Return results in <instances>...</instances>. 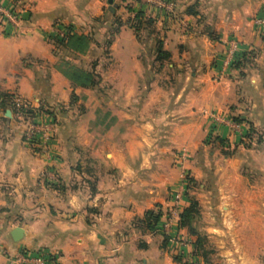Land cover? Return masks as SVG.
I'll return each mask as SVG.
<instances>
[{
	"label": "crops",
	"instance_id": "1",
	"mask_svg": "<svg viewBox=\"0 0 264 264\" xmlns=\"http://www.w3.org/2000/svg\"><path fill=\"white\" fill-rule=\"evenodd\" d=\"M14 1L19 28L0 25V264L39 249L56 264H177L192 201L226 264H264V0H176L173 20L144 0ZM57 24L89 51L59 47ZM16 99L55 123L48 156L25 143ZM157 208L152 232L140 221Z\"/></svg>",
	"mask_w": 264,
	"mask_h": 264
},
{
	"label": "built area",
	"instance_id": "2",
	"mask_svg": "<svg viewBox=\"0 0 264 264\" xmlns=\"http://www.w3.org/2000/svg\"><path fill=\"white\" fill-rule=\"evenodd\" d=\"M11 2L9 7L0 5V25L4 27H11L12 30L19 28L22 21V12L16 7V1ZM148 4L156 5L160 10L171 19H176L177 4L176 0H144ZM258 33L264 36V19L258 17L254 21ZM54 39L56 42H66L68 40L70 30L68 27L57 24L53 30ZM238 62L237 59L233 61V66ZM14 107L19 117L26 118L27 125L24 135L25 143L31 147L37 154L48 156L52 152V144L56 138L55 123L53 121H46L42 113L38 112L30 102L22 99L14 101ZM27 111L34 112L33 117H29L25 113ZM168 225L164 227L167 229ZM19 264H56V255L49 254L44 249L39 250H23L18 258Z\"/></svg>",
	"mask_w": 264,
	"mask_h": 264
},
{
	"label": "trees",
	"instance_id": "3",
	"mask_svg": "<svg viewBox=\"0 0 264 264\" xmlns=\"http://www.w3.org/2000/svg\"><path fill=\"white\" fill-rule=\"evenodd\" d=\"M142 14H138L135 17V24H133V28L136 31H139L142 26ZM150 23V22H149ZM70 34L68 37V40L66 42H57L56 44L59 47H63L67 50H71L73 52L79 53V54H86L91 46V41L89 37L84 35H79L75 33L71 28H69ZM160 48V47H159ZM238 62L234 64V68L237 66ZM69 77L78 83L79 85L86 87V88H94L96 85L95 77L89 72H84L81 70H74L70 74H68ZM3 98V97H2ZM10 98L9 96H5L4 99H2V102L0 103V106L5 107L7 104V99ZM11 110L14 113H17L14 102L11 103ZM41 112L40 110L38 111ZM26 115H29V117L34 116V112L27 111L25 113ZM199 216V203L197 201H192L189 208H187L183 214L180 216V222L179 227L183 229H187L188 232L193 236H198L197 227L194 226V223L196 221V218ZM163 217V212L160 208H157L155 210H150L145 214L144 219L140 221L142 224H144L149 231L155 232L156 228L158 227L161 218ZM197 245L202 246V241L200 238L197 241Z\"/></svg>",
	"mask_w": 264,
	"mask_h": 264
},
{
	"label": "rangeland",
	"instance_id": "4",
	"mask_svg": "<svg viewBox=\"0 0 264 264\" xmlns=\"http://www.w3.org/2000/svg\"><path fill=\"white\" fill-rule=\"evenodd\" d=\"M150 21L149 19H147ZM148 33L152 31V27H147ZM144 33V32H143ZM147 32L142 34L144 39L145 36L148 34ZM146 42V39L144 40ZM148 41V40H147ZM40 155V154H39ZM162 211V210H161ZM201 215V207L199 204V216L196 218V221L194 223V226L197 227L198 236H193L189 232V235L191 236L192 240L187 243L188 248L186 247L185 250H183V254H177L174 255L173 258L175 260V263L177 264H226L225 258L222 255L223 252H226L229 250V247L227 248H220L218 246L217 242L214 241V239L209 238L207 233H205L202 230H199V222ZM200 238L202 241V246L197 245V241Z\"/></svg>",
	"mask_w": 264,
	"mask_h": 264
},
{
	"label": "water",
	"instance_id": "5",
	"mask_svg": "<svg viewBox=\"0 0 264 264\" xmlns=\"http://www.w3.org/2000/svg\"><path fill=\"white\" fill-rule=\"evenodd\" d=\"M109 4L112 6L113 0H110ZM26 16H28V15H26ZM25 236H26V233L22 227H17L10 232V237L14 243L22 242L25 239Z\"/></svg>",
	"mask_w": 264,
	"mask_h": 264
}]
</instances>
